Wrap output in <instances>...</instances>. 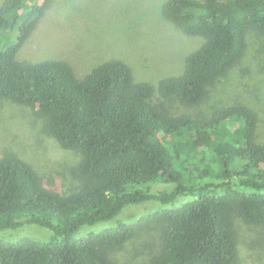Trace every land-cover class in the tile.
<instances>
[{
    "label": "trees",
    "instance_id": "obj_1",
    "mask_svg": "<svg viewBox=\"0 0 264 264\" xmlns=\"http://www.w3.org/2000/svg\"><path fill=\"white\" fill-rule=\"evenodd\" d=\"M51 1L0 3V102L36 110L45 134L80 156L79 184L63 193L15 154L2 155L0 231L30 224L52 236L44 243L0 242V264H114L112 253L134 227L84 229L113 221L129 206L174 205L186 197L192 200L155 216L161 249L149 264H236L235 221L264 225L257 115L234 105L209 118L174 116L163 101L200 106L242 62L248 34H264V0H167L164 19L204 42L187 57L183 74L156 88L135 83L117 60L83 78L62 60H19ZM155 91L160 100L153 103Z\"/></svg>",
    "mask_w": 264,
    "mask_h": 264
},
{
    "label": "rangeland",
    "instance_id": "obj_2",
    "mask_svg": "<svg viewBox=\"0 0 264 264\" xmlns=\"http://www.w3.org/2000/svg\"><path fill=\"white\" fill-rule=\"evenodd\" d=\"M166 1L52 0L18 58L29 62L65 61L78 78L117 60L131 69L135 83L156 88L160 80L183 74L187 57L204 42L164 19L161 8ZM247 43L242 62L209 89L200 106L190 108L177 100L163 101L172 114L209 118L219 110L243 105L257 115L258 141L264 143V34L251 31ZM151 100H160L156 91ZM5 152L15 154L63 193L79 184L75 169L80 156L62 149L45 134L44 121L36 110L7 101L0 102V158ZM191 200L186 197L167 206L158 202L129 206L113 221L86 228L83 234L101 232L118 222L131 225L133 236L112 253V260L114 264H149L161 249L162 224L155 216ZM235 227L239 253L236 264H264V225L249 226L236 220ZM51 236L49 229L25 224L15 230H1L0 242L44 243Z\"/></svg>",
    "mask_w": 264,
    "mask_h": 264
}]
</instances>
